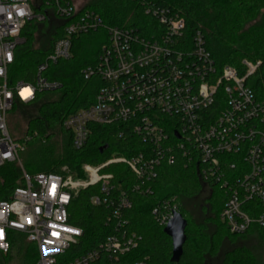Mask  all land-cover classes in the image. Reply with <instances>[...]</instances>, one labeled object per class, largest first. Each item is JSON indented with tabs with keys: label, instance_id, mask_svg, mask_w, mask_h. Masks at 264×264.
<instances>
[{
	"label": "built area",
	"instance_id": "2783aa9c",
	"mask_svg": "<svg viewBox=\"0 0 264 264\" xmlns=\"http://www.w3.org/2000/svg\"><path fill=\"white\" fill-rule=\"evenodd\" d=\"M144 15L157 23L150 38L134 28L108 27L94 12L79 11L70 0H44L43 11L34 13L31 0H0V169L20 163L26 142H17L9 132L7 115L18 101L28 104L37 92L59 86L41 75L50 63L71 58V38L108 32L95 66L83 70L85 79L99 76L103 86L94 103L69 115L63 128L72 137L74 150L86 147L92 125L124 126L118 137L136 135L144 150L126 157L114 153L97 166L84 164V178L77 179L68 167L62 174H30L23 170L22 186L9 200L0 201V252L10 249L9 234L22 233L38 250L36 264H147L124 258L136 250L141 237L128 230L123 218L130 210L131 193L152 194L151 183L162 165L182 160L197 165L206 184L219 186L227 195L220 221L233 235H244L253 227L264 228V98L248 80L263 68L261 61L242 60L239 68L219 69L200 32L186 35L185 21L160 0H137ZM41 7V4H39ZM49 15L58 20L74 19L63 28V36L38 67L34 84L8 85V70L15 51L23 43L22 31L29 21L43 23ZM24 90L29 92L22 95ZM125 166L136 179L133 188L115 183L111 167ZM100 187L91 199L94 207L110 210L107 224L116 233L88 253L66 258L83 236L69 221L68 209L82 190ZM164 201L153 209L156 222L166 227L178 205Z\"/></svg>",
	"mask_w": 264,
	"mask_h": 264
},
{
	"label": "trees",
	"instance_id": "16d2710c",
	"mask_svg": "<svg viewBox=\"0 0 264 264\" xmlns=\"http://www.w3.org/2000/svg\"><path fill=\"white\" fill-rule=\"evenodd\" d=\"M41 4V7L39 6ZM159 5L170 8L185 21L186 35L192 38L200 32L206 48L217 67L226 65L239 68L242 60L261 61L263 68L248 80L254 92L264 98V0H160ZM34 13L43 11L44 0H31ZM97 14L105 26L134 28L147 38L153 34L149 26L158 29L157 23L144 15L137 0H96L82 8ZM74 19L61 21L49 15L46 21H29L21 37L23 43L15 51L13 64L8 70V85L34 84L38 67L53 50L54 43L63 36V28ZM109 40L108 32L100 28L95 32L71 38V58L50 63L42 77L59 87L54 91L37 92L28 104L16 102L12 109L37 107L36 116L27 124L25 139L28 153L20 163L7 164L0 169V201L9 200L14 190L22 186L23 170L30 174H62L68 167L74 178H84L82 166H97L114 153L130 157L144 150L140 139L127 133L119 138L124 126L92 125L88 143L82 150H74L71 134L63 128L65 119L80 109L91 106L103 82L99 76L85 79L83 70L95 66L102 46ZM58 131L66 139V147L57 155L51 141ZM10 132V131H9ZM11 134V133H10ZM25 154V153H24ZM23 154V155H24ZM198 166H186L182 160L174 165H162L152 182V194L131 193L132 206L124 212L130 232L141 237L138 248L124 259L130 263L147 264H264V228L253 227L244 235H233L220 221L227 200L226 193L217 185L204 183ZM108 172L116 176L115 183L123 189L137 183L125 166L111 167ZM207 189L209 190L207 192ZM100 194V187L82 190L73 198L68 209L69 221L80 228L83 236L66 254V258L80 257L97 248L116 233V224H107L110 210L94 207L91 199ZM178 205L179 213L187 221L186 243L179 262H172V241L164 233L153 215V209L164 201ZM22 233L9 234L10 249L0 252V264H12V249L21 244L18 264H36L38 250L25 242ZM255 245V246H254ZM17 260V259H16Z\"/></svg>",
	"mask_w": 264,
	"mask_h": 264
},
{
	"label": "rangeland",
	"instance_id": "374dc122",
	"mask_svg": "<svg viewBox=\"0 0 264 264\" xmlns=\"http://www.w3.org/2000/svg\"><path fill=\"white\" fill-rule=\"evenodd\" d=\"M96 0H70V2L76 7L77 10H80L92 3H94ZM37 114V107H20L12 109L8 115H7V123L8 128L11 133V135L17 139H25L26 131H27V124L28 120ZM54 139L51 141V145L55 148L56 154L60 155L63 153L66 147V139L61 136V134L56 131ZM30 150V149H29ZM28 148L25 149V151L21 154V161L26 159V156L29 151ZM25 153V154H24ZM24 154V155H23ZM209 190L207 189V192ZM25 242L29 245H31L26 238ZM255 246V245H254ZM23 246L19 243L17 246H15L12 249V255L14 257L12 264H18L19 261V252L21 251ZM17 259V260H16Z\"/></svg>",
	"mask_w": 264,
	"mask_h": 264
},
{
	"label": "water",
	"instance_id": "95a60500",
	"mask_svg": "<svg viewBox=\"0 0 264 264\" xmlns=\"http://www.w3.org/2000/svg\"><path fill=\"white\" fill-rule=\"evenodd\" d=\"M187 221L180 213H176L173 220L164 228V233L172 241V262H179L183 255V247L186 243Z\"/></svg>",
	"mask_w": 264,
	"mask_h": 264
},
{
	"label": "bare ground",
	"instance_id": "6f19581e",
	"mask_svg": "<svg viewBox=\"0 0 264 264\" xmlns=\"http://www.w3.org/2000/svg\"><path fill=\"white\" fill-rule=\"evenodd\" d=\"M28 92H29L28 90H24V91L22 92V95H23V96H26V94H27Z\"/></svg>",
	"mask_w": 264,
	"mask_h": 264
}]
</instances>
